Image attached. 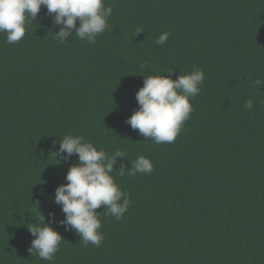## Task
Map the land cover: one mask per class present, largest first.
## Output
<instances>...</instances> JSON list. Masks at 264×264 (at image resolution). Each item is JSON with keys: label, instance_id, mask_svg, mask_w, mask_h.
Segmentation results:
<instances>
[{"label": "trees", "instance_id": "1", "mask_svg": "<svg viewBox=\"0 0 264 264\" xmlns=\"http://www.w3.org/2000/svg\"><path fill=\"white\" fill-rule=\"evenodd\" d=\"M108 5L95 44L59 42L62 25L43 6L19 42L0 33V264H53L30 255L28 227L38 211L45 223L49 212L64 219L55 189L78 160L54 153L69 133L123 151L126 169L148 157L153 171L112 173L130 204L120 220L96 210L100 247L51 224L63 238L54 264H264V86H250L264 79V0ZM163 32L167 42L155 43ZM194 66L205 80L175 142L133 130L126 121L145 76L176 79Z\"/></svg>", "mask_w": 264, "mask_h": 264}, {"label": "clouds", "instance_id": "2", "mask_svg": "<svg viewBox=\"0 0 264 264\" xmlns=\"http://www.w3.org/2000/svg\"><path fill=\"white\" fill-rule=\"evenodd\" d=\"M42 6L46 7V14L52 17L54 26L62 25L55 33L61 43L69 41V36H75L95 44L96 37L108 27L107 20L113 13L111 5L105 6V0H0V33L5 34L7 44H15L25 36L26 21L29 18L34 21ZM142 31L137 29V34ZM169 35V32H163L155 43L165 44ZM165 73L145 76L143 87L135 97L139 107L126 121L133 130L138 129L139 134L156 144L175 142L193 111L190 98L199 94L205 80L203 69L195 66L191 72L176 79ZM250 86L258 89L264 86V79L257 78ZM244 107L251 110L252 99H248ZM54 154L55 158L60 156L64 160H70L76 154L78 160L67 171V183L55 189L54 203L61 206L64 219L56 221L55 213L49 212L45 223V215L38 211V223L28 227L34 237L28 249L30 255L53 264L63 238L51 224L58 222L66 231H75L85 247L89 243L100 247L104 236L99 231L101 220L96 210L103 205L108 215L120 220L130 204L128 193L121 190L112 173L135 176L153 171L148 157H137L130 162L131 168L126 169L125 164L117 160L118 157L127 158L123 151L118 149L107 154L83 136L71 133L63 137ZM118 163L119 170L116 171L114 166Z\"/></svg>", "mask_w": 264, "mask_h": 264}]
</instances>
